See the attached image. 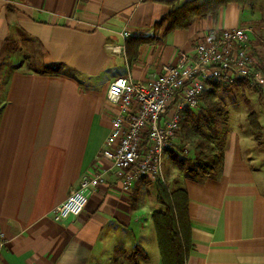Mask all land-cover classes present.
<instances>
[{
    "label": "crops",
    "instance_id": "0c3cea01",
    "mask_svg": "<svg viewBox=\"0 0 264 264\" xmlns=\"http://www.w3.org/2000/svg\"><path fill=\"white\" fill-rule=\"evenodd\" d=\"M250 1L165 29L155 22L168 0H0V264H163L152 179L124 190L107 174L78 215L56 221L50 212L104 163L100 151L116 111L105 94L116 76L154 77L180 52L191 55L204 34L244 25L253 30L251 52L264 74V0ZM54 63L57 71H41ZM259 87L250 88L254 122L234 123L237 129L226 123L215 176L182 178L192 244L185 264H264ZM146 241L156 246L152 254Z\"/></svg>",
    "mask_w": 264,
    "mask_h": 264
},
{
    "label": "built area",
    "instance_id": "2783aa9c",
    "mask_svg": "<svg viewBox=\"0 0 264 264\" xmlns=\"http://www.w3.org/2000/svg\"><path fill=\"white\" fill-rule=\"evenodd\" d=\"M252 33L245 25L215 30L195 41L191 55L180 52L174 64H162L154 77L112 79L105 97L116 111L100 151L104 163L80 178L52 208V218L60 221L78 215L107 174L115 176L124 190L141 178L161 179L163 153L175 145L184 113L198 107L210 81L230 84L245 78L251 84H264L251 52ZM4 244L0 233V248Z\"/></svg>",
    "mask_w": 264,
    "mask_h": 264
},
{
    "label": "trees",
    "instance_id": "16d2710c",
    "mask_svg": "<svg viewBox=\"0 0 264 264\" xmlns=\"http://www.w3.org/2000/svg\"><path fill=\"white\" fill-rule=\"evenodd\" d=\"M232 1L240 4L244 3V0H168L171 7L164 16L155 22V26L165 23V29L186 27L194 16L205 17L209 14L214 16L220 6ZM59 67V63L47 64L42 66L41 71L53 72L57 71ZM236 80L244 81L247 79L238 78ZM221 84L218 81H211L210 88L205 89L202 94H205L206 99L211 100ZM255 86L260 91L259 85L255 84ZM210 105L208 103L203 112L207 127L215 130L217 119L222 122L226 120V112L223 111L221 113L222 108H219L217 115L205 113L209 111ZM181 121L183 127H188L187 123L190 122L191 125L195 126L196 130L201 128L189 116V111L184 113ZM255 134L257 135L258 133L255 132ZM203 140L207 142L205 146L202 145L201 141ZM203 140L196 146L195 150L197 152L192 158L176 156L175 152L178 150V147L175 145L168 148L173 153L175 163L182 168L184 175L187 177L201 178L202 176H215L221 165L222 151L217 149L216 145H209V138ZM154 186L156 199L162 206L161 209L152 212L161 261L163 264H185L192 248L186 212V191L181 186L170 191L160 179L154 180ZM138 248L139 246L135 245L129 255L133 261H135V254Z\"/></svg>",
    "mask_w": 264,
    "mask_h": 264
},
{
    "label": "rangeland",
    "instance_id": "374dc122",
    "mask_svg": "<svg viewBox=\"0 0 264 264\" xmlns=\"http://www.w3.org/2000/svg\"><path fill=\"white\" fill-rule=\"evenodd\" d=\"M254 1L255 0H251L250 2ZM30 55L35 58V55H37L36 47L33 46L31 48ZM210 82L206 89L210 88ZM250 88H256V86L247 80H245V82L236 80L230 84H221L211 100L206 99L205 94H202L199 106L189 111V116L193 121H196L197 125H200L201 128L196 130L195 126L191 125L190 122L187 123L188 127H183L182 124L180 125V130L178 131L175 143L178 150H176L175 155L178 157L192 158L197 152L195 150L196 146L201 140L206 138H209V145H216L217 149L221 150L224 140L231 129L227 124H230L232 125V128L237 129L236 126H234V123L237 125V122L241 121L245 123L254 122L252 111L256 107L257 100L255 94L251 93L253 91H251ZM208 103L211 105L208 108L209 111L205 113L217 115V110H219V108H222L221 113H223V111L226 112V120L222 122L217 119L215 130L208 128L205 120V114L203 111ZM201 142L203 146L207 144L204 140ZM170 151L171 150L167 149L163 153L162 177L160 180L163 181L171 191L180 187L184 172L182 168L175 163L173 153ZM151 188L152 191H154L153 185H151ZM144 196L145 200H148L151 196V190L147 188ZM153 200L154 202H157L155 197ZM159 208L161 209L162 206ZM150 243V241H146V250L152 254L155 245L153 244V246Z\"/></svg>",
    "mask_w": 264,
    "mask_h": 264
}]
</instances>
